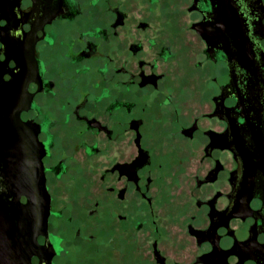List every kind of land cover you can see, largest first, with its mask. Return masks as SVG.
Returning <instances> with one entry per match:
<instances>
[{"label": "flooded vegetation", "instance_id": "obj_1", "mask_svg": "<svg viewBox=\"0 0 264 264\" xmlns=\"http://www.w3.org/2000/svg\"><path fill=\"white\" fill-rule=\"evenodd\" d=\"M0 84L32 264H264V0H0Z\"/></svg>", "mask_w": 264, "mask_h": 264}, {"label": "water", "instance_id": "obj_2", "mask_svg": "<svg viewBox=\"0 0 264 264\" xmlns=\"http://www.w3.org/2000/svg\"><path fill=\"white\" fill-rule=\"evenodd\" d=\"M16 101L0 84V264H32L37 236L46 234L50 214L41 157L35 160L26 146L18 150V140H25L27 131Z\"/></svg>", "mask_w": 264, "mask_h": 264}]
</instances>
